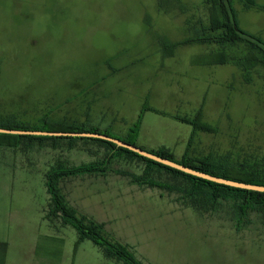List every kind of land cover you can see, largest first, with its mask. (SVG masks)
I'll use <instances>...</instances> for the list:
<instances>
[{
    "label": "rangeland",
    "instance_id": "374dc122",
    "mask_svg": "<svg viewBox=\"0 0 264 264\" xmlns=\"http://www.w3.org/2000/svg\"><path fill=\"white\" fill-rule=\"evenodd\" d=\"M211 15L206 0H0V117L30 127L88 124L128 141L143 112L134 136L144 145L134 144L148 150L166 146L181 158L193 128L172 116L194 117L202 110L203 121L216 132H197L192 156L262 159L264 67L256 66L248 82L234 62L203 64L220 49L193 40L210 25ZM246 50L244 43L227 48L233 56ZM1 140L13 144L0 143V205L5 194L7 218L17 219L26 234L39 229L47 235L46 174L72 167L68 154L71 163L80 162L88 150L75 144L74 151L66 139ZM97 142L102 161L113 148ZM146 167L139 157L118 151L100 182L66 175L60 187L71 189L67 201L78 215L103 224L106 236L140 250L150 264H264L260 214L252 212L238 224L229 202L215 209L200 202L203 207L195 208L183 188L138 181ZM149 174L176 187L188 185L157 166ZM78 187L86 196L76 195ZM68 227L60 232L78 234Z\"/></svg>",
    "mask_w": 264,
    "mask_h": 264
},
{
    "label": "trees",
    "instance_id": "16d2710c",
    "mask_svg": "<svg viewBox=\"0 0 264 264\" xmlns=\"http://www.w3.org/2000/svg\"><path fill=\"white\" fill-rule=\"evenodd\" d=\"M250 4H255L254 0H247ZM211 10L210 25L204 26L200 29L198 37H194L193 40L198 42L215 43L220 46L217 51L209 53L210 59L203 61V64L216 65L226 64L234 62L240 66L244 73L246 81H252V70L256 66L264 67V40L252 34L240 27L237 20V14L233 6V0H206ZM192 40V41H193ZM244 43L247 46L245 53L239 56H233L229 54L227 48L229 45H238ZM144 109H151L145 107ZM161 113V112H160ZM143 112L141 113L138 122L130 130V139L134 136L141 124ZM178 121L188 123L192 125V133L188 139L187 148L181 158H177L174 151L166 146H162L157 150H150L160 156L178 161L184 165L194 167L201 171H205L210 174L225 177L228 179H234L237 181L254 183L264 185V158L254 161H231L230 158L221 157L215 159L210 156L194 157L190 154L194 138L199 131L216 132V129L209 123L203 121L202 110L196 113L194 117H188L185 115L172 116ZM44 122V121H43ZM42 122V124H43ZM29 124L19 123L13 119H2L0 117V127L15 128V129H40L50 131H90L109 134L107 131H101L98 128L91 127L88 124H82L74 122L73 124H61L57 125V128H50L47 124H43L40 127H30ZM20 136L28 138H51V139H93L107 144L113 148V152H110L105 159L99 162L84 163L69 168L58 166L52 168L46 174V185L50 194L51 200L48 207L46 216L50 219L59 216L66 224H72L78 230L79 240L90 239L100 246L105 255L108 257L116 258L123 264H143L139 260L134 251L127 245H124L118 241L110 239L104 234L103 224H100L94 220L88 219L83 215H78V212L68 203L65 195L60 187V180L66 175H79L90 172L106 173L109 170L110 164L118 151L125 152L130 156H137L144 160L147 164L146 171L143 177H139L137 180L142 181L149 186H159L162 188H168L169 190H175L177 188H183L187 197L191 199L192 206L195 208H201L203 206H212L214 209L218 208L225 202L230 203V217L235 219L238 224L244 223L247 217L256 212L264 218V192L237 188L225 184H220L214 181H210L198 176H194L175 168L166 166L152 159L144 157L132 150L118 146L117 144L93 137H81V136H36L25 134H7L0 133V143L13 142L1 140V137ZM135 138V136H134ZM129 143H135L133 140H128ZM127 141V142H128ZM20 142V141H18ZM153 166L162 168L174 176H179L188 182V185L184 187H176L174 183L160 182L150 178V169ZM199 201V203L197 202ZM202 202V204L200 203Z\"/></svg>",
    "mask_w": 264,
    "mask_h": 264
},
{
    "label": "crops",
    "instance_id": "0c3cea01",
    "mask_svg": "<svg viewBox=\"0 0 264 264\" xmlns=\"http://www.w3.org/2000/svg\"><path fill=\"white\" fill-rule=\"evenodd\" d=\"M254 1L255 4H250L247 2V0H233V6L237 14V20L240 27L252 34L261 37L264 40V0ZM126 131L127 130H125L123 134H121L123 137L125 136L124 134H126ZM131 140H133L134 142L139 141L140 143H142V145H144V142L138 140V138H132ZM75 141L77 142L75 143ZM66 142L68 147H73L70 149H73L74 151L76 148L75 144H77L79 148L83 147L82 149H84V151L88 150L86 151L87 158L80 162L76 161L75 158V161L71 163V155L69 153V159L67 161L70 163L69 166L99 162L101 160L100 156L103 151V146L96 140L66 139ZM160 147L162 146H157V149H159ZM184 152H182V154H184ZM81 175L87 176L89 179H97L98 182L102 180L103 176L102 173L98 174L96 172L94 177L93 174L92 176L87 174ZM97 176L101 177L98 178ZM94 184L97 183L95 182ZM70 190L71 189H69V191H62L67 200L68 198L73 197L70 194ZM47 193L50 198L48 188ZM76 195L84 197L86 196V191L81 188L79 189L78 187V194ZM3 201L4 205H0V264H123L116 258L106 256L103 249L90 239H84L81 241L79 240V245H76L79 234L74 233V237L71 238L69 234L67 237V234H65V232H60V230L66 226L67 228H69V224H66L64 222L61 223V217H59V219H51V221H47V226L49 228L47 235L40 232L39 229H34L33 231H31V234L24 233L22 229L18 228L19 224L14 221L17 219H12L11 214L10 217H6L5 194L3 196ZM70 203L77 208V206L73 202ZM46 209L48 208L43 209L45 215L44 218L47 214ZM61 224H64V226H62ZM12 225L15 226L13 230L11 228ZM59 226H61V228H58ZM236 233L242 234V232ZM43 242V246H45L46 248L43 249L42 252H39L38 250ZM133 251L136 257L141 260L143 264H150L149 256L147 258L141 253L140 250V252L135 249H133ZM245 251L246 250H244L243 252ZM244 264L257 263L248 261Z\"/></svg>",
    "mask_w": 264,
    "mask_h": 264
},
{
    "label": "water",
    "instance_id": "95a60500",
    "mask_svg": "<svg viewBox=\"0 0 264 264\" xmlns=\"http://www.w3.org/2000/svg\"><path fill=\"white\" fill-rule=\"evenodd\" d=\"M0 133H11V134H25V135H49V136H81V137H93V138H100L104 139L110 142H113L117 144L118 146L127 148L129 150H132L144 157H147L149 159H152L156 162H159L161 164H164L166 166L175 168L177 170L183 171L185 173L198 176L210 181H214L220 184H225L237 188L242 189H249V190H256L264 192V185L260 184H254V183H247L242 181H237L234 179H228L225 177L217 176L214 174L207 173L205 171H201L199 169H196L194 167H190L187 165H184L178 161L160 156L148 149H145L141 146H138L133 143H129L125 140H122L120 138H117L112 135H108L105 133L100 132H90V131H50V130H40V129H11V128H5L0 127Z\"/></svg>",
    "mask_w": 264,
    "mask_h": 264
}]
</instances>
